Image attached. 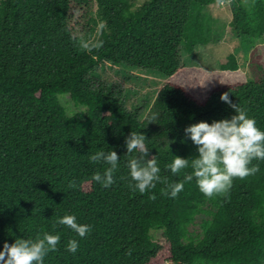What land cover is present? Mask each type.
Here are the masks:
<instances>
[{
    "label": "trees",
    "instance_id": "16d2710c",
    "mask_svg": "<svg viewBox=\"0 0 264 264\" xmlns=\"http://www.w3.org/2000/svg\"><path fill=\"white\" fill-rule=\"evenodd\" d=\"M224 1L232 34L264 39V0H0V251L48 233L61 239L43 264L264 263V160L211 199L195 177L184 182L190 165L175 175L167 168L174 157L199 156L186 127L236 114L220 100L225 92L264 131V64L254 53L252 80L225 74L234 66L204 72L180 54L205 43L201 24L188 32L194 11ZM81 41L103 46L88 53ZM103 64L165 77L143 119L124 107L121 89L95 77ZM61 96L81 110L68 114ZM131 132L145 135L168 183L184 182L175 198L161 183L145 194L129 187L128 161L140 155H127ZM101 150L120 158L109 188L92 180L109 167L89 160ZM65 215L91 231L81 238L58 223ZM73 239L75 254L66 250Z\"/></svg>",
    "mask_w": 264,
    "mask_h": 264
},
{
    "label": "clouds",
    "instance_id": "9594fccd",
    "mask_svg": "<svg viewBox=\"0 0 264 264\" xmlns=\"http://www.w3.org/2000/svg\"><path fill=\"white\" fill-rule=\"evenodd\" d=\"M103 46V42L95 44L90 41H81L82 50L91 53ZM220 100L228 104L235 111L231 119L213 121L211 124L201 121L185 128V135L197 147L199 156L194 159L174 157L172 163L167 165L173 175L181 170L193 169L192 174H186L184 182H190L195 177L199 190L209 199L214 196H226L237 178L244 179L255 175L259 171L258 165H252L253 160H264V131L257 127L254 118H250L245 108L232 103L230 93L225 92ZM174 142V141H171ZM170 142V143H171ZM127 155L137 151L138 157L128 161L131 180L134 184L129 187L145 194L149 189L156 187L157 183L165 184L162 195L175 198L184 187V182L168 183L167 177L160 175L157 156L149 157L145 135L131 132L125 139ZM119 157L114 150L107 153L98 151L89 157L90 162H104L109 165L101 174L97 171L92 180L100 183L102 187L109 188L115 183L114 173L118 169ZM76 181L69 183V188L74 189ZM153 195L150 199H155ZM75 215H65L58 220L60 225L67 226L84 238L92 226L78 224ZM60 235L44 233L35 240L17 238L11 245L5 242L0 251V264H43L44 258L57 251ZM79 248L77 240H69L66 250L75 254Z\"/></svg>",
    "mask_w": 264,
    "mask_h": 264
},
{
    "label": "rangeland",
    "instance_id": "374dc122",
    "mask_svg": "<svg viewBox=\"0 0 264 264\" xmlns=\"http://www.w3.org/2000/svg\"><path fill=\"white\" fill-rule=\"evenodd\" d=\"M135 5H140L145 0H131ZM198 16L194 24L188 30L192 32L196 25L201 24V34L205 43H197L188 54L183 48L181 56L187 65L196 66L204 72L230 70L234 66L236 70L225 72L237 80H252L253 73L249 59L254 53L258 61L264 64V39H258L250 43L248 39L237 38L230 30V13L227 1L214 3L194 11ZM195 16V17H196ZM186 40L183 39L184 46ZM98 80H104L122 90V103L127 110L138 109L139 118L143 119L156 93L165 83V77L156 71L140 69L137 67H123L119 65L103 64L95 72ZM61 104L68 114L80 111L67 96L60 97ZM154 237L160 235V231H152ZM264 264V263H263Z\"/></svg>",
    "mask_w": 264,
    "mask_h": 264
}]
</instances>
